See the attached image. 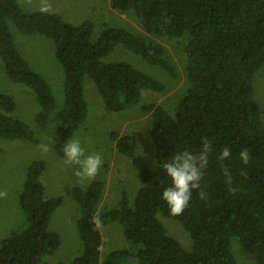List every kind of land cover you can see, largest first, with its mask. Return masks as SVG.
Here are the masks:
<instances>
[{
  "label": "trees",
  "instance_id": "obj_1",
  "mask_svg": "<svg viewBox=\"0 0 264 264\" xmlns=\"http://www.w3.org/2000/svg\"><path fill=\"white\" fill-rule=\"evenodd\" d=\"M109 5L133 14L144 33L107 26L94 39L92 20L74 24L54 11L47 15L25 11L17 0H0V61L12 81L34 92L44 111L55 108L52 89L17 49L9 22L22 33L53 40L64 73V103L56 114L60 139L55 143L62 157V146L87 117L85 78L93 81L105 108L114 112L139 105L144 88L166 89L128 61L103 60L117 44L176 77L165 46L149 37L186 36L184 95L170 112L154 103L140 105L150 113L147 133L161 167L139 169L141 184L132 203L123 191L116 206L98 209L103 180L85 187L73 185L81 252L55 264H237L232 242L252 264H264V107L253 97L255 74L264 65V0H109ZM14 108L12 96L0 90V137L35 142L29 124L12 116ZM111 137L116 152L134 163L135 134L112 131ZM205 137L213 149L200 182L206 198L200 199L201 189H194L183 214L173 216L161 199L171 183L162 164L175 152L198 151ZM224 147L231 149V157L220 161L217 156ZM242 148H248L251 156L246 166L238 155ZM222 165L231 171L230 183ZM241 168L246 177L240 175ZM44 169L41 159L27 167L18 194L26 224L0 238V264H41L60 246L59 233L49 223L62 197L45 195ZM159 213L180 222L189 233L190 248L167 234ZM97 216L119 222L132 249L114 248L102 254Z\"/></svg>",
  "mask_w": 264,
  "mask_h": 264
},
{
  "label": "rangeland",
  "instance_id": "obj_2",
  "mask_svg": "<svg viewBox=\"0 0 264 264\" xmlns=\"http://www.w3.org/2000/svg\"><path fill=\"white\" fill-rule=\"evenodd\" d=\"M17 1L25 11L36 10L39 3V0H32L31 3L27 0ZM48 2L52 6V11L60 14L67 22L75 24L83 20H92L94 39L107 26H122L134 32L144 33L133 14L113 10L109 5V0H48ZM9 27L19 52L50 85L55 98V108L51 111L42 110L35 99L34 92L26 85L12 81L6 75L0 61V90L12 96L15 102L12 116L29 124L35 139V142H31L0 137V191L7 193L6 197L0 198V238L26 224V217L18 204V194L28 165L34 159H41L45 163V170L41 174L46 188L45 195L62 197V202L53 211L49 223V227L59 233L61 243L51 255L43 258L41 264H55L57 261L68 262L74 255L81 252V242L76 228L79 205L71 195V187L80 185V183L73 175V170L63 165V157L59 156L55 150V143L60 139L57 132L56 114L64 103L63 69L54 55V44L50 37L39 33H22L11 21ZM149 38L165 46L168 59L176 70V77H172L157 65L142 61L120 44H117L103 60L128 61L136 69L161 81L166 86L162 92L144 88L139 105L128 106L123 111L114 112L105 108L93 81L88 77L84 81L83 94L87 101L88 113L71 138L78 137L87 151L99 152L103 156L104 163L96 178L104 182L98 209L116 206L123 191L129 203H132L136 189L141 184L138 177L139 169L141 167L154 168L157 165L154 163L156 161L154 145L147 133L150 113L143 111L140 105L154 103L170 112L186 90L184 77L186 55L183 51L186 36L180 38L150 36ZM253 86L254 99L261 107H264V65L256 72ZM112 131H117L118 134L126 132L135 134L137 147L134 163L116 152L114 140L111 137ZM41 142L50 143L51 150L47 153L42 152L39 148ZM88 184L89 182H85L84 187ZM158 217L168 235L176 238L183 247H191L189 233L178 220L160 213ZM99 218L102 254L114 248L132 249L131 244L123 235L119 222L107 220L102 216ZM231 245L237 264H252L251 259L241 251L238 244L232 242Z\"/></svg>",
  "mask_w": 264,
  "mask_h": 264
},
{
  "label": "clouds",
  "instance_id": "obj_3",
  "mask_svg": "<svg viewBox=\"0 0 264 264\" xmlns=\"http://www.w3.org/2000/svg\"><path fill=\"white\" fill-rule=\"evenodd\" d=\"M31 3L32 0H27ZM36 10L41 14H51L52 6L48 0H39ZM39 148L47 153L51 150V144L41 142ZM63 165L73 170V175L78 178L81 187L85 182L95 180L104 163L103 156L99 152H89L82 145L81 140L77 138L68 139L62 146ZM212 143L206 137L202 138L201 147L198 151L192 152L182 150L171 154L162 164L165 174L170 178V185L165 187L161 194V199L166 202L170 214L178 216L183 214L189 206L194 189H201V180L209 164V156L212 153ZM243 165H248L251 159L249 149L242 148L238 153ZM231 157V149L224 147L218 154L217 159L224 161ZM154 163L161 167L159 161ZM222 173L230 183L232 180L231 171L227 166L222 165ZM240 175L246 177L247 172L241 168ZM5 191H0V198L6 197ZM200 199L206 198V193L201 189L198 192ZM96 225L101 224L99 216L95 218Z\"/></svg>",
  "mask_w": 264,
  "mask_h": 264
},
{
  "label": "crops",
  "instance_id": "obj_4",
  "mask_svg": "<svg viewBox=\"0 0 264 264\" xmlns=\"http://www.w3.org/2000/svg\"><path fill=\"white\" fill-rule=\"evenodd\" d=\"M45 170V169H44ZM43 182V181H42ZM44 184V183H43ZM45 190H46V188H45Z\"/></svg>",
  "mask_w": 264,
  "mask_h": 264
}]
</instances>
